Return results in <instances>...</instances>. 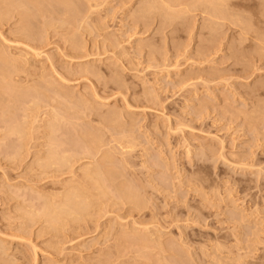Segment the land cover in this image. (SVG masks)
I'll return each instance as SVG.
<instances>
[{
    "label": "rangeland",
    "instance_id": "374dc122",
    "mask_svg": "<svg viewBox=\"0 0 264 264\" xmlns=\"http://www.w3.org/2000/svg\"><path fill=\"white\" fill-rule=\"evenodd\" d=\"M210 1L0 0V264H264V0Z\"/></svg>",
    "mask_w": 264,
    "mask_h": 264
},
{
    "label": "bare ground",
    "instance_id": "6f19581e",
    "mask_svg": "<svg viewBox=\"0 0 264 264\" xmlns=\"http://www.w3.org/2000/svg\"><path fill=\"white\" fill-rule=\"evenodd\" d=\"M22 1H23V0H22ZM204 1H205V0H203V4L205 3ZM213 1L215 2V0H213ZM213 1H210L211 3L209 2V3H210L209 5H210L211 8H215V7H216L215 5H216V2H217V1H220V2H221V0H217V1L215 2V4H213V3H214ZM197 2H198V1H197ZM203 4H201V5H203ZM217 4H218V3H217ZM220 4H221V3H220ZM220 4H219V5H220ZM204 5H205V4H204ZM213 5H214V7H213ZM18 7H19V6H18ZM203 7H204V6H203ZM208 8H209V7H208ZM218 8L221 9L220 6H219ZM218 8L216 7L215 9L218 10ZM24 10H25V9H24ZM211 11H212V9H211ZM214 11H215V10H213L212 13H213ZM216 13H217V14L220 13V10L217 11ZM2 51H3V50H2ZM0 79H2L1 76H0ZM53 126H54V125H53ZM52 129H54V128H52ZM51 131H52V130H51ZM50 146H51V145H50ZM56 146H57V145H56ZM52 147H53V145H52ZM57 147H59V146H57ZM57 147H56V148H57ZM50 150H51V149H50ZM57 150H58V148H57ZM53 151H54V150H52V153H53ZM55 151H56V149H55ZM50 152H51V151H50ZM50 152H49V153H50ZM58 152H59V151H58ZM55 153H56V152H55ZM87 153H89V152H88V149H87ZM49 156H50V155H49ZM52 156H53V154L51 155V157H52ZM55 156H57V153H56ZM59 156H61V155H59ZM90 156H91V155H90ZM63 157H64V156H63ZM92 157H93V156H92ZM60 158H61V159H60ZM53 159H54V156H53ZM58 159H60L61 161H62V159H63V161L66 160V158H65V160H64V158H62V157H58ZM58 159H57V160H58ZM60 160L57 161V162H60ZM57 162H56V163H57ZM101 168H102V167H101ZM98 169H99V168H98ZM90 171H91V170H90ZM90 174L92 175V173H90ZM94 175L97 176V181H98V177H100V176L102 177V175H100V172H98L97 170L93 171V175H92V176L95 177ZM99 175H100V176H99ZM101 177H100V180H101ZM95 178H96V177H95ZM100 180H99V181H100ZM103 180H104V179H103ZM99 181H98L97 183H96V181H94V183L97 185V184L99 183ZM100 182H101V181H100ZM102 183H104V182H102ZM104 184H105V183H104ZM104 184H102V185H104ZM100 185H101V184H100ZM100 185L98 184L97 187L100 186ZM100 187H102V186H100ZM102 188H103V187H102ZM102 188H101V190H102ZM103 189H104V188H103ZM99 191H100V189H99ZM102 192H105V190H104V191L102 190ZM67 200L69 201L70 199H67ZM71 203H72V202H71ZM62 205H63V204H62ZM62 205H61V206H62ZM64 206H67V204L64 205ZM69 208H70V207H69ZM63 209H64V207H63ZM64 210H65V209H64ZM68 212H69V211H68ZM65 214H66V213H65Z\"/></svg>",
    "mask_w": 264,
    "mask_h": 264
}]
</instances>
